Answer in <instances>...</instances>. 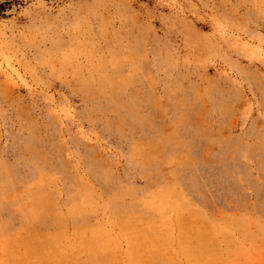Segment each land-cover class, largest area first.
Here are the masks:
<instances>
[{
	"label": "rangeland",
	"instance_id": "rangeland-1",
	"mask_svg": "<svg viewBox=\"0 0 264 264\" xmlns=\"http://www.w3.org/2000/svg\"><path fill=\"white\" fill-rule=\"evenodd\" d=\"M0 264H264V0H0Z\"/></svg>",
	"mask_w": 264,
	"mask_h": 264
}]
</instances>
